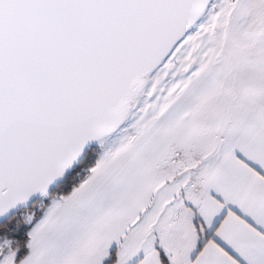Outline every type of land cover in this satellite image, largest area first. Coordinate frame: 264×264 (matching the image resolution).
<instances>
[{
  "label": "snow or ice",
  "instance_id": "snow-or-ice-1",
  "mask_svg": "<svg viewBox=\"0 0 264 264\" xmlns=\"http://www.w3.org/2000/svg\"><path fill=\"white\" fill-rule=\"evenodd\" d=\"M0 264H264V0H0Z\"/></svg>",
  "mask_w": 264,
  "mask_h": 264
},
{
  "label": "trees",
  "instance_id": "trees-1",
  "mask_svg": "<svg viewBox=\"0 0 264 264\" xmlns=\"http://www.w3.org/2000/svg\"><path fill=\"white\" fill-rule=\"evenodd\" d=\"M95 161H96V156H91L81 166L77 167L76 172L79 173V176L76 177L74 175H70L69 178L66 181H64L58 189L55 188L53 190V197L55 195H60V194L67 195L68 192L71 190V188L74 185L78 184L79 181L86 176L87 174L86 170L91 166H93ZM45 203L49 204L50 202L46 200Z\"/></svg>",
  "mask_w": 264,
  "mask_h": 264
},
{
  "label": "rangeland",
  "instance_id": "rangeland-1",
  "mask_svg": "<svg viewBox=\"0 0 264 264\" xmlns=\"http://www.w3.org/2000/svg\"><path fill=\"white\" fill-rule=\"evenodd\" d=\"M48 201L51 203L50 200H48ZM50 203H49V204H50ZM29 212H30V210H25V214H24V215H25V219H27V215H28Z\"/></svg>",
  "mask_w": 264,
  "mask_h": 264
},
{
  "label": "water",
  "instance_id": "water-1",
  "mask_svg": "<svg viewBox=\"0 0 264 264\" xmlns=\"http://www.w3.org/2000/svg\"><path fill=\"white\" fill-rule=\"evenodd\" d=\"M54 189H55V188H54ZM54 189H52V191H53Z\"/></svg>",
  "mask_w": 264,
  "mask_h": 264
}]
</instances>
